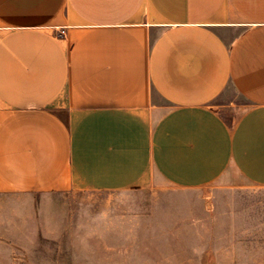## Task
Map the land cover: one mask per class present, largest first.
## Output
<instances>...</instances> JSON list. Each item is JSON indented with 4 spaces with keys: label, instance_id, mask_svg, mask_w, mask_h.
<instances>
[{
    "label": "crops",
    "instance_id": "crops-1",
    "mask_svg": "<svg viewBox=\"0 0 264 264\" xmlns=\"http://www.w3.org/2000/svg\"><path fill=\"white\" fill-rule=\"evenodd\" d=\"M218 181L220 264H264V0H0V193Z\"/></svg>",
    "mask_w": 264,
    "mask_h": 264
},
{
    "label": "rangeland",
    "instance_id": "rangeland-1",
    "mask_svg": "<svg viewBox=\"0 0 264 264\" xmlns=\"http://www.w3.org/2000/svg\"><path fill=\"white\" fill-rule=\"evenodd\" d=\"M230 102L243 105L227 88L215 104ZM252 195L224 192L220 181L202 190L5 191L0 264H220V203L246 205Z\"/></svg>",
    "mask_w": 264,
    "mask_h": 264
}]
</instances>
